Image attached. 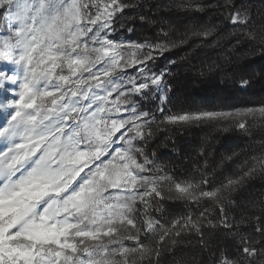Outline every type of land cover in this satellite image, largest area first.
<instances>
[{
	"label": "snow or ice",
	"instance_id": "6c2138e0",
	"mask_svg": "<svg viewBox=\"0 0 264 264\" xmlns=\"http://www.w3.org/2000/svg\"><path fill=\"white\" fill-rule=\"evenodd\" d=\"M261 5L254 13L241 0H173L191 15L183 32L161 25L155 39L131 41L112 37L124 0H0V89L12 92L0 103V264H161L190 236L206 264H264V197L230 215L234 197L264 176V142L223 179H180L147 148L157 115L165 132L264 137V102L173 111L170 70H154L172 49L218 38L220 24L202 23L204 12L240 32L233 47L246 40L264 51ZM207 71L224 69L213 62ZM153 96L159 103L146 109ZM176 202L187 205L183 215L165 208ZM204 203L215 212L200 211Z\"/></svg>",
	"mask_w": 264,
	"mask_h": 264
},
{
	"label": "trees",
	"instance_id": "16d2710c",
	"mask_svg": "<svg viewBox=\"0 0 264 264\" xmlns=\"http://www.w3.org/2000/svg\"><path fill=\"white\" fill-rule=\"evenodd\" d=\"M129 4L122 17V25L117 24L112 37L117 40H153L160 34L161 25H171L173 31L183 32L191 15H185L172 7L173 0H124ZM213 5L218 0H209ZM247 3L255 12L262 7L261 0H241ZM140 17H144L143 20ZM199 19L205 24L219 23L218 38L211 43L200 40H190L187 44L178 46L156 61L154 70L166 67L171 75L167 76L170 90L168 107L176 111L184 106L216 107L220 105H246L264 102V51L256 48L246 40L233 47L240 32L226 22H218L216 14L204 12ZM260 17L257 16V27ZM133 28V31H127ZM168 31V28H164ZM175 39V36H173ZM231 57L225 61L224 57ZM174 61V64H169ZM213 62L221 65L222 72L207 71V66ZM130 73H134L129 70ZM241 78L249 79L250 85L240 86ZM146 109H154L159 101L153 96L143 101ZM162 119L157 115V123L153 125V137L147 142V148L153 150L159 157L158 163L166 164L172 169L173 175L180 179L193 177L199 179L201 173L214 175L223 179V175L238 172L245 159L260 152L264 137L253 132L254 140L236 131L223 132L211 127L176 130L159 124ZM233 152L238 154L232 160H224ZM182 174V175H181ZM264 197V176L257 175L245 186L241 194L234 197L238 207L230 215H237L250 199L259 200ZM177 215H183L187 205L169 203L165 205ZM208 209L215 212V206L204 203L200 211ZM193 214L197 209L192 208ZM167 217V213H165ZM157 219L160 216L157 215ZM163 222V221H162ZM260 239L259 236L256 237ZM173 256L164 252L161 264H177L178 261L187 264H206L207 255L197 251V241L194 236L188 237L182 246L174 250Z\"/></svg>",
	"mask_w": 264,
	"mask_h": 264
},
{
	"label": "rangeland",
	"instance_id": "374dc122",
	"mask_svg": "<svg viewBox=\"0 0 264 264\" xmlns=\"http://www.w3.org/2000/svg\"><path fill=\"white\" fill-rule=\"evenodd\" d=\"M131 75H135L134 73H130ZM5 87H10L6 85ZM12 95L11 91H4L3 89H0V103L6 102L7 99H9ZM5 117V112L3 110H0V121H2ZM0 150H6L5 148V142L0 140Z\"/></svg>",
	"mask_w": 264,
	"mask_h": 264
}]
</instances>
